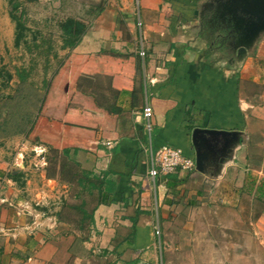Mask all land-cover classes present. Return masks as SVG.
<instances>
[{
	"label": "crops",
	"instance_id": "crops-1",
	"mask_svg": "<svg viewBox=\"0 0 264 264\" xmlns=\"http://www.w3.org/2000/svg\"><path fill=\"white\" fill-rule=\"evenodd\" d=\"M48 1L30 6L36 16L49 15L41 29L57 25L65 39L61 26L72 20L84 33L66 49L61 96L40 105L30 150L31 136L0 144V264H102L108 257L107 264H170L172 252L186 264L184 229L203 228V220L185 212L212 203L230 211L247 206V216L257 205L252 219L243 213L242 223L252 230L235 231L247 239L243 255L250 254V237L264 248V199L256 193L264 189V29L256 44L247 42L255 49L235 60L212 38L218 26L200 20L203 0ZM145 104L154 111L149 134ZM49 109L65 120L51 118ZM196 128L235 131L237 141L226 152L212 142L204 173L195 167L148 178L142 146L150 139L155 150L169 146L195 162ZM49 150L63 162L51 174ZM69 164L74 180L60 177ZM82 172L110 188L107 203L100 202L98 188L82 191L94 198L91 208L81 202L85 214L75 209L80 204H67L69 192L80 190ZM211 192L215 198L203 201ZM202 230L193 235L205 238ZM231 230L227 234L236 235Z\"/></svg>",
	"mask_w": 264,
	"mask_h": 264
},
{
	"label": "rangeland",
	"instance_id": "rangeland-1",
	"mask_svg": "<svg viewBox=\"0 0 264 264\" xmlns=\"http://www.w3.org/2000/svg\"><path fill=\"white\" fill-rule=\"evenodd\" d=\"M244 2L250 5L252 0H203L204 6L206 5V11L199 18L200 20L202 18L203 24L210 23L218 26L219 31L212 33V38H215L218 45L224 49L226 58L240 59L242 57V53L239 50L241 46L244 47V52L247 53H251L255 49L252 44L247 45L242 42L243 40L240 37L242 35L236 29L238 28L235 20L236 14L240 16L243 14V20H247L242 9L247 6ZM34 3V1L28 2L26 0H11V2L10 0H0V144L9 140L10 137L17 136L20 139L24 136H31L32 140L27 139V151L32 147L31 144L34 143V134H31V131L38 111H40V105L43 106L49 99L53 102L54 97L58 98L61 96L58 94V89L62 88V84L66 82V79L59 77H62L60 74L66 69L64 61L66 56H68L66 53L67 48L65 47L67 42L62 39L57 25L53 26V29H41L39 22H45V19L47 22L49 15H34V10L30 7ZM239 3L242 5L241 7L238 6ZM14 4H18L15 14L20 16L21 23L25 28V37L20 40L18 45L15 44V22L10 18V12ZM48 4L52 5L51 0L50 2L48 1ZM254 5L258 6V9L264 10V4ZM232 9L236 11L233 16ZM211 10L215 11V14L210 16L209 12ZM64 18L65 16H62L58 22ZM239 20L242 19L239 18ZM256 41L257 39L255 38L254 44H256ZM217 43L211 47L218 48L216 46ZM46 113L53 119L65 120L60 111L49 109ZM26 129H31V131L28 134H23L22 132ZM36 151L38 154H42L44 149L38 148ZM54 155L49 150L48 174L61 168L59 159L53 157ZM74 170L73 165L69 164L61 170L60 177L65 180H74ZM187 188L188 191L186 195L184 194L185 198H189L192 194L190 187ZM188 193L190 195H187ZM82 194L79 189L74 187L69 192L67 204H80L79 207L81 208L83 205L81 202L85 200L88 202V208H91L94 198H84ZM214 198L215 196L212 192L207 196H202L203 201H211ZM212 204L185 212L186 214L201 217L203 220L201 225L203 228L193 224L184 229L186 234L182 238L184 244L182 251L186 253L183 255L185 260H187L186 264H196L192 263V259H198V264H212L211 262L217 263L216 261L224 264L227 259H229V262L231 261L230 263L233 261L234 264H264V248L260 247L252 237L249 239L250 254L243 255L242 252H239L242 248H245L243 242L247 239L243 241L238 235L241 233L235 231L237 227H250L252 230V225L247 226L242 223V220L245 217H251L252 219L254 213L258 212L259 207L253 205V210L248 207L251 213L247 216L245 213L247 206H242L240 211H230L225 206ZM77 212L81 214L79 210ZM243 213H245V217ZM69 216L72 218V214H69ZM74 216L76 217L75 214ZM231 219L234 221H230ZM219 220L221 221L219 222ZM230 228L233 229L231 230ZM197 229H203V232H208L207 236L205 235V238H196L193 234ZM229 230H231L230 232H236V235L230 236V234H227ZM209 233L211 234L210 236ZM222 250L234 253L225 256L217 253L218 251L222 252ZM176 252L179 251L176 249ZM171 254L172 263L170 264H179V256L173 255V252ZM159 257L158 255V260L160 259ZM108 260L109 257L107 260L102 259L101 263L107 264Z\"/></svg>",
	"mask_w": 264,
	"mask_h": 264
},
{
	"label": "water",
	"instance_id": "water-1",
	"mask_svg": "<svg viewBox=\"0 0 264 264\" xmlns=\"http://www.w3.org/2000/svg\"><path fill=\"white\" fill-rule=\"evenodd\" d=\"M258 1V2H257ZM264 4V0H252V3L247 4L244 10V16L247 20H243L242 15H235L236 11L232 9V16L235 15L236 25H238L237 31H240L242 42L248 44L247 42L259 36L264 29V10L258 9V6L254 4ZM234 6V4H233ZM239 7L242 5L239 3ZM250 6V7H249ZM248 8V9H246ZM241 18L242 20H239ZM242 25V26H241ZM240 51H244V47L241 46ZM238 133L235 131H217V130H206V129H194L191 134L192 145L195 151V167L196 171L204 173L205 163L209 160L212 142L222 144L223 151H227L230 148L232 142L237 141Z\"/></svg>",
	"mask_w": 264,
	"mask_h": 264
},
{
	"label": "built area",
	"instance_id": "built-area-1",
	"mask_svg": "<svg viewBox=\"0 0 264 264\" xmlns=\"http://www.w3.org/2000/svg\"><path fill=\"white\" fill-rule=\"evenodd\" d=\"M140 56L143 58L145 52L140 50ZM142 117L146 121L145 130L150 133L152 129V120L154 111L152 106L145 104L142 109ZM143 152L148 158L147 176L151 180H155L159 176H168L177 172H192L195 170L194 159L188 158L183 153L175 148L166 146L159 150H155L150 143L147 146H142Z\"/></svg>",
	"mask_w": 264,
	"mask_h": 264
},
{
	"label": "trees",
	"instance_id": "trees-1",
	"mask_svg": "<svg viewBox=\"0 0 264 264\" xmlns=\"http://www.w3.org/2000/svg\"><path fill=\"white\" fill-rule=\"evenodd\" d=\"M28 2H32L35 0H26ZM11 2V0H10ZM18 9V4H14L12 6V10L10 12V18L13 20V22H15V30H16V37H15V44L18 45L20 40L23 39L24 36V31L25 28L21 23L20 20V16H16L15 11ZM84 30L83 27L80 23L78 22H74L72 20H67L66 22L63 23V25L61 26V34L63 35V38H65L67 45H65V47L67 49H73L80 37L83 35ZM43 101V99H42ZM41 101V102H42ZM41 108H39L40 110ZM29 130H25L24 132H22L23 134H28ZM50 152L52 153H57L56 150H50ZM62 156H68V150H63L62 152ZM60 166L63 167V162L60 163ZM75 175V174H74ZM81 176V177H80ZM79 177H77V182L78 185L80 187V191L82 192L85 189H88L87 186L89 188H98L99 194H101V198H100V202L101 203H107V199L108 196L110 194V188L107 186H104L105 182L104 180H101L99 183L95 182L94 180H92L85 172H82V174ZM256 193H258L260 195V197L262 198V200L264 199V189L261 188L256 191ZM75 209L79 210L81 213L85 214L86 212H83V208L80 207H75Z\"/></svg>",
	"mask_w": 264,
	"mask_h": 264
}]
</instances>
